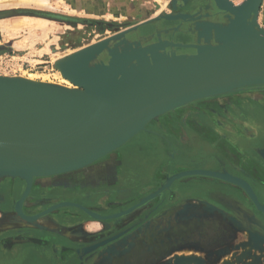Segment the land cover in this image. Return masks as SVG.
Masks as SVG:
<instances>
[{
    "label": "water",
    "instance_id": "1",
    "mask_svg": "<svg viewBox=\"0 0 264 264\" xmlns=\"http://www.w3.org/2000/svg\"><path fill=\"white\" fill-rule=\"evenodd\" d=\"M208 1L205 11L214 13V22L202 19L187 23L183 22L186 17L161 15L59 60L57 68L79 90L38 83L47 90L74 93L83 98L84 104L75 105L63 96H49L42 90L17 89L11 78L0 77V177H17L27 182V190L16 204L20 216L24 217L21 201L35 177L85 168L125 145L132 138L119 142L175 106L264 85V29L257 21L262 0L252 3L245 0L237 11H233L235 6L230 0ZM240 9L246 13L245 20L239 14ZM159 30H166L178 41L182 40L180 37L185 39L186 30H192L190 40L196 45H178L176 52L158 57H137L136 51L143 44L160 38ZM123 56L125 61L121 64L103 59ZM152 61L157 65L150 68ZM167 96L163 104L143 113L156 104L151 102L153 99ZM133 118L126 129L112 135L114 128L124 126ZM222 181L237 184L255 209L264 214V204L256 193V199H252L243 186ZM66 205L72 204L55 208ZM241 220L250 234L248 244L255 245L251 236L259 242L262 236L256 233L264 234V223L245 210ZM105 244L89 248L87 252ZM183 263L191 264V260L177 259L176 264Z\"/></svg>",
    "mask_w": 264,
    "mask_h": 264
},
{
    "label": "rangeland",
    "instance_id": "2",
    "mask_svg": "<svg viewBox=\"0 0 264 264\" xmlns=\"http://www.w3.org/2000/svg\"><path fill=\"white\" fill-rule=\"evenodd\" d=\"M43 1L0 0V19L9 17V15L23 16L27 13L41 12V14H49L51 16L63 17V19H70L73 25H70L67 29L58 28L55 30L45 27H39L37 25L32 26L31 23L22 22V27L19 31H17L16 38L18 37L24 39L26 36H30L31 33H34L31 35H33L36 39L35 41L25 39L23 44V47L25 49H22L23 51L19 52H13L10 47L11 43L9 44L7 43V41L4 43L2 40V44H0V77L11 78V80L17 79L15 81H27L25 80L26 77H32L35 78L37 82L36 84L42 82L43 84H49L53 86L56 85L61 86L62 88H66V86L58 84L63 79H66L62 75L60 69L57 68V62L59 60H62L67 56L78 52L79 50L84 47H87L88 45L95 44L101 40L110 38L114 34L134 26L135 23L142 21L145 16L151 15L152 12L153 16H151L153 18H156L161 15H173L171 9L160 1H157V3L155 2L152 7L153 9L148 12H145L143 10L144 2L142 4L138 3V7L136 8L135 6L132 7V4L135 5V3H133L134 1L129 4L130 0ZM104 1H106L105 3H107L106 6ZM239 1L240 0H237V2ZM98 2L101 3L102 6H95L99 5ZM198 2L200 1L198 0ZM75 3H80L81 8L76 10L73 9V4ZM65 12L81 15L70 16L67 15ZM25 19H27L25 21L29 20L28 18ZM83 20L104 22L108 25V27L105 28L103 31H99L96 26L89 27L88 24H81ZM109 27H113L112 30ZM42 29H45V34L41 32ZM48 31L49 34L47 33ZM39 47H47L46 52H48V55H41L42 53H40V51H37V48ZM23 76L25 77L24 79H22ZM72 85L73 86L70 90L75 88L79 90V87H77L73 83ZM238 99H241V101L238 102ZM233 102H237L236 106L233 105ZM261 102H263L261 104L262 106H260ZM196 103H201L203 106L209 105L211 107H214V111H208L210 114L213 115V118H217V116L222 113H240V117H242L246 121L241 119V121L244 122L240 124L239 122H236V128H238L239 132L244 135L243 137H247L248 134L255 135L258 132L264 133V85L244 88L241 90H237L233 93L199 100L196 101ZM188 105L178 108L175 111H171L170 113L184 110ZM205 116L207 115L205 114ZM161 119L163 120L165 119V117ZM248 119L250 121H248ZM159 120L157 119L152 121L150 124L147 125L145 130L141 132L142 134L139 133L135 135L132 139L140 138L141 136H146L145 138L143 137V139H147L151 145H157V147L160 149L161 144L159 143L158 139L154 140L153 137H150V134L147 135L146 133L147 129L155 130V125L159 124ZM210 136H214L212 131H210ZM132 139H130V141ZM130 141H128L127 143H129ZM259 142L260 141H255L254 145L256 147H259ZM138 144L139 143L136 140L130 143V145L132 146ZM127 146L128 145H126V147ZM122 147L96 160L85 168L90 167L96 163L98 164L100 162L113 160L112 156L115 155V153L119 151ZM259 156L264 162L263 149L259 151ZM173 176L171 178H167V180H161L158 182L155 181L152 182V184H147L146 187L150 186L151 190L154 189L153 192L147 197H144L143 195L146 194V192H148L149 190L146 191V188H139V191H137L139 193L136 197L138 203L137 206H135L137 207V209L135 207H129L133 200L130 201L128 198H123V202L121 204H113V201L110 202V200L107 203L104 212L111 213L109 215H113L117 218L111 219L106 224L102 223L101 220L97 218L99 217V211L98 208H96V205L94 204H90L91 206L79 205L85 210L76 206L78 204L68 201L59 202L56 205L52 206L49 209L51 211L47 210L45 212L46 214L55 213L62 215L65 214L67 210H69L79 213L82 212L81 214H84L89 219V222L86 223L84 226H80L78 230H75L73 226L61 227V225L59 224L54 228L53 234L57 235L58 237H65L74 244V248L69 249V251H67V249L65 248L67 247L66 245H63V247L59 248L57 250L59 251V256H62L65 259L66 255H73V264H176L178 258L191 260V264H264L263 232L256 233L257 235L262 236V240L260 242H254L255 245L248 244L250 237L248 232L246 231L245 224L242 222V225L239 220H236L237 218H235V216H232L230 219L224 217L223 212L220 213L219 211L214 210L210 206L209 201H213L214 199H216L224 209H228L231 213L234 214L236 212L233 211V208L228 207L226 203L222 202L221 199H219V196L218 198H215V194H213V192L210 193L209 189H202L201 193H192L191 191H188V189L191 187L190 182H193V180L176 179V181H170L175 180L173 179ZM2 180L23 179L17 177H0V182ZM204 181L224 184V186H226L224 187L225 195H235L237 198H240V204L234 210L239 212L241 216L243 210H245L244 207H246L242 203L243 201L249 204L254 209V211H256L253 203L248 198L246 193L238 186H234L233 184L224 182L222 180ZM139 182L141 183V181ZM140 186L145 187V185ZM96 197L97 195L95 193V197L91 198ZM163 197L166 198L165 200H167L165 203H163L165 200H161ZM16 204L17 203H15L14 205L12 204L13 206H11L10 209L12 211H16L17 215H19L16 210ZM60 204L72 205H66L63 207L55 208ZM121 208H123L122 211H120ZM135 209L136 212L134 211ZM179 209H183V214L194 212L195 214H197V219L190 218V220L184 221V223L181 225L178 222L179 219L176 215V212ZM132 211H134L135 213H132ZM246 212H248V210ZM256 213L258 216L257 218H259L264 223V214L259 211H256ZM5 218H7L5 214H3V212H0L1 225H4ZM17 218L18 217L10 218L12 221L8 223L9 226L13 229L19 228L23 225L22 222L19 221V219ZM115 220L119 221L117 222ZM135 220L139 221L140 224H143V228L138 230L137 241H135L133 245L128 243L123 245H120L119 243H111L107 246H102L92 252L85 251L84 247L90 246L96 242L107 238L113 232H116V230H118L119 228L123 226H128ZM236 221L237 223H240L239 225L243 226L241 227L242 229L236 227ZM227 222H229V224L234 228V231L232 232L233 234H230L228 231L225 230L226 226L224 225L227 224ZM26 223L28 227L37 226V223H35V221L28 220V222ZM171 224H174V228L172 230V233H169L168 235V232L164 228L166 226H170ZM177 226H180L179 228H182L183 230H179ZM72 231H74V233ZM171 237H173V240L171 239ZM241 237L244 238V242L238 244V241L239 239H241ZM177 242H182L181 244L184 245V247L181 248L182 250L176 249ZM223 244H227L229 247V250H226L227 252L221 250L226 253L224 256V258L226 257V260H223V256L218 255L213 258V256L209 253H212V251L215 250L214 247L218 246L220 248L221 245L223 246ZM185 247L197 248L200 252L197 253L192 250H183ZM158 250L161 251V253H154ZM181 254L183 255V257ZM64 259H61V261ZM28 263L39 264V262ZM3 264L14 263L6 262Z\"/></svg>",
    "mask_w": 264,
    "mask_h": 264
},
{
    "label": "flooded vegetation",
    "instance_id": "3",
    "mask_svg": "<svg viewBox=\"0 0 264 264\" xmlns=\"http://www.w3.org/2000/svg\"><path fill=\"white\" fill-rule=\"evenodd\" d=\"M208 4H210L208 0H202L194 3V6L197 5L205 11ZM48 20L73 25L70 19H63V17L53 16V19ZM81 24H88L89 27L96 26L99 31H103L108 27L104 22L88 20H83ZM109 28L112 30L113 27ZM239 101L241 99H238ZM262 103H260V106H262ZM236 104L237 102H233L234 106ZM214 110V107L203 106L201 103L195 102L188 105L184 110L169 113L165 116V119H160L159 124L155 125V130L147 129L146 132L154 140L158 139L161 144L160 149L157 145H151L147 139H143L146 136H141L133 140H136L139 143L138 145L126 144L128 146L125 145L117 151L112 156L113 160L111 161L96 163L97 165L94 164L67 174L35 178L25 198L21 201L24 218L17 215L16 211H12L10 207L22 199L27 190V182L23 180H2L0 182V212H3L7 218L4 221L5 226L0 224V264L6 262L14 264H29L28 262H39V264L74 263L73 255H66L64 259L59 256V251H57L63 245H66L65 248L69 251V249L74 248V244L65 237H58L53 234V230L58 224L61 227L73 226L75 230H78L80 226L88 223L89 219L81 214L82 212L69 210L62 215L45 214L47 210L59 202L68 201L83 206L94 204L98 208L99 216L110 217L113 216L109 215L111 213L104 212L110 200V202L113 201V204H121L123 198H128L130 201L133 200L129 207L134 208L138 203L136 197L139 188L149 190L143 195L147 197L154 190H151L150 186L146 187L147 184L167 180V178H171L180 171L195 169L231 173L235 177L248 181L255 190L254 180H264V162L259 156V151L264 150V133L258 132L255 135L248 134L247 137H243L244 135L236 128V122H239V124L244 122L241 121L243 118L240 117V113H222L217 118H213V115L208 111L212 112ZM248 121L250 120L248 119ZM210 131L213 132L214 136H210ZM255 141H260L259 147L254 145ZM121 180H125L127 184L131 182L133 186L120 188L123 185ZM178 180L221 179L187 176ZM120 181L122 185L119 184ZM140 185H145V187ZM95 193L97 197L91 198L95 197ZM165 199L163 197L161 200L164 201ZM135 208L137 209V207ZM182 210L179 209L176 212L178 222L181 225L190 218L197 219V214L194 212L183 214ZM134 211L132 213H135ZM12 217H18L17 219L24 224L19 228H11L8 223L12 221L10 219ZM27 218H35L34 221L37 222V226L28 227L26 224L28 222ZM111 219L101 220V222L106 224ZM236 220H239L242 224L241 218ZM115 221L118 222L119 220ZM173 225L164 228L168 235L172 233ZM235 225L239 229L243 227V224L235 223ZM224 226L230 234L233 232L231 230L233 227L229 222ZM179 227L177 226L179 230H183ZM142 228L143 224L135 220L130 225L119 228L107 238L84 247L85 251L87 252L89 248L103 243H106L103 246L111 243L133 245L137 241L138 230ZM74 231L72 232L74 233ZM171 239L173 240V237ZM242 242H244V238L241 237L238 244ZM181 243L177 242L176 249L179 250L184 247ZM192 248H190L192 251L200 252L197 248ZM190 249L185 247L183 250ZM214 249L212 253H209L213 258L218 255L223 256V260H226V257L224 258L226 253L224 252L229 250L227 244L221 245L220 248L218 246L214 247ZM221 250H224V252ZM154 253L159 254L161 251L158 250ZM61 259L64 260L61 261Z\"/></svg>",
    "mask_w": 264,
    "mask_h": 264
},
{
    "label": "bare ground",
    "instance_id": "4",
    "mask_svg": "<svg viewBox=\"0 0 264 264\" xmlns=\"http://www.w3.org/2000/svg\"><path fill=\"white\" fill-rule=\"evenodd\" d=\"M33 1V0H31ZM43 1V0H41ZM46 1V0H45ZM100 1V0H99ZM102 1V0H101ZM135 1V0H134ZM200 2L202 0H199ZM245 0L237 3V4H234L235 7H233V11H237L236 8L240 7L243 3H244ZM254 0L251 1V3L253 2ZM44 2V1H43ZM80 2V1H79ZM119 2V1H118ZM165 2V1H164ZM198 0H170V3H165V5H167L171 11H172V14L173 15H177V16H182V17H186L184 19L183 22H187V23H192V22H199V21H202L203 20H208V21H213L214 22V13H212L211 11H203L204 9H202L201 7H197V6H194V3H197ZM94 3V2H93ZM99 3V2H98ZM97 3V4H98ZM92 4V3H90ZM107 3H105L106 5ZM81 4H73V8L76 10V9H79L78 7L80 6ZM112 5V4H111ZM116 5V4H115ZM119 5V4H118ZM82 6H83V2H82ZM95 6H102L101 3H99V5H95ZM103 6H104V3H103ZM111 7V6H110ZM121 7V6H120ZM227 7V6H226ZM123 8V7H122ZM121 8V9H122ZM230 8V7H228ZM84 9V8H83ZM89 9H92V8H89ZM96 9V8H95ZM115 9V8H114ZM201 10V11H200ZM241 10V9H240ZM245 10V8H244ZM111 11V10H110ZM75 12V11H74ZM121 12V11H120ZM159 12V11H158ZM109 13V12H107ZM163 14V12H162ZM240 15H243V18L245 20V12H243V9L240 11L239 13ZM185 15H190V16H185ZM121 17V16H120ZM190 17V18H188ZM206 18V19H205ZM24 20H27V19H24ZM29 21V20H28ZM9 25V24H8ZM6 28V35L7 37L12 35L11 33L13 32V28L12 27H5ZM161 26H159L158 28L156 27V29H160ZM193 30V29H192ZM192 30H186L185 31V34H184V38L183 39L182 37H180V39H182L181 41H178L176 39H172L169 35L168 32H166V30H159V34H160V38L159 39H155L154 41H149L145 44H143V46L138 50L136 51L137 57H141V58H144V57H158L159 55H167L171 52H176V47H178V45H182V44H186V46H194L196 45V43H194L192 40H190L191 38V34H193V31ZM253 32V31H252ZM251 35V34H250ZM254 35V34H253ZM252 35V36H253ZM255 37V36H254ZM187 38V39H186ZM198 45V44H197ZM105 61H107L108 63H113V64H121L123 63L125 60H124V56L121 57V58H110L109 60L108 59H105L103 58ZM157 64H154L153 61L150 65V68L156 66ZM125 76V75H124ZM22 78V77H21ZM25 77L23 76L22 79H24ZM26 81L22 82L21 80L20 81H15V80H12V84L18 88H22L26 91H40L42 90L44 93H46V95H57V96H63L65 97V99L67 101H72L73 104L75 105H78L80 103H85V101H83L79 96H77L76 94L74 93H71V92H61V91H57V89L55 90L54 88H51L50 90H47V89H44L43 86H40L38 84H36V80L35 78H32V77H26L25 78ZM42 83V82H41ZM59 85H64L66 86V89H71V87L73 86L72 83L67 80V79H63L60 83H58ZM56 86V85H55ZM57 87H61V86H57ZM72 90H78V89H72ZM179 94V93H176V95ZM168 96L167 97H164L163 99L159 98V99H153L151 102L153 103H156V104H153L151 105L147 110H145L143 113L147 112V111H150L152 110L153 108L155 107H158L160 106L161 104H163V102H165L167 100ZM202 98H199V99H195V100H191V101H188V102H185L183 104H180L178 106H175L169 110H166L164 111L163 113L153 117L146 125L142 126L140 129H138L137 131H135L133 134L127 136L126 138H124L123 140H121L119 143L123 142V141H126V140H129L130 138H133L135 135H137L143 128H146L148 124H150L152 121H154L155 119L159 118H163L165 117L167 114H169L172 110H176L178 108H181L183 106H186L190 103H193V102H196V101H199L201 100ZM150 102V103H151ZM99 107V106H98ZM97 107V108H98ZM97 108L92 112V113H95ZM142 113V114H143ZM141 114V115H142ZM140 115V116H141ZM139 116V117H140ZM135 120V118H133L132 121L128 122L127 124H125L124 126H119L117 128H114L113 130L115 132L112 133V135L114 133H117V132H122L124 129L127 128L128 125H130L133 121ZM125 121V120H124ZM119 128V129H118ZM142 134V133H141ZM111 136H109L108 138H106L105 140H108ZM104 140V141H105ZM118 143V144H119ZM263 153H264V150H263ZM2 164V163H0ZM3 165H6V164H3ZM8 166V165H7ZM10 168H12L10 166ZM14 169V168H13ZM198 173H201L203 176H209V177H212V178H216V176H218L217 178L218 179H221V180H230V181H233L235 183H238L239 185L243 186L245 188V190L248 192V194L252 197V199H256L255 197V190L253 189L252 185L246 181V180H243L241 178H238V177H235L234 175H232L231 173H227V172H218V171H212V170H202V169H195V170H189V171H180V173L178 172L177 174H175L173 176V179H179L181 177H186V176H191V175H198ZM213 175H216L215 177H213ZM200 176V174L198 175ZM236 186H238L236 184ZM239 187V186H238ZM249 187V188H248ZM240 188V187H239ZM250 189V190H249ZM20 209H21V206H20ZM189 210V209H188ZM264 210V208H263ZM257 211V210H256ZM21 213L23 214L22 212V209H21ZM172 215V214H171ZM255 215V214H254ZM174 216V215H173ZM161 217V216H160ZM43 218V217H42ZM100 220H108V219H111L113 218V216H110V217H107V216H99L98 217ZM162 219V218H161ZM174 219V218H173ZM181 220V219H180ZM20 221V220H19ZM176 221V220H175ZM15 222H18V221H15ZM154 222V221H153ZM21 223V222H20ZM32 223V222H30ZM37 223V222H36ZM237 223V221H236ZM24 224V223H22ZM27 224V223H26ZM240 224V223H239ZM35 225V224H34ZM37 225V224H36ZM41 225V224H40ZM51 227V226H50ZM48 228V227H47ZM242 231V230H241ZM247 234V233H246ZM166 235V234H165ZM250 235V234H249ZM261 236V235H259ZM251 241L253 242H257L255 240V238H253V236H251ZM258 241L260 242L261 241V238L258 239ZM146 242V241H145ZM190 249V248H189ZM191 250V249H190ZM176 252V251H175ZM237 253V252H236ZM176 254V253H175ZM184 254V253H183ZM182 255V254H181ZM177 256V255H176ZM181 257V256H180ZM183 257V255H182ZM192 257V256H191ZM225 264V263H224Z\"/></svg>",
    "mask_w": 264,
    "mask_h": 264
},
{
    "label": "crops",
    "instance_id": "5",
    "mask_svg": "<svg viewBox=\"0 0 264 264\" xmlns=\"http://www.w3.org/2000/svg\"><path fill=\"white\" fill-rule=\"evenodd\" d=\"M132 1H134V0H130L129 4H131ZM157 1H160L163 4L170 3V0H135L133 2V3H135V5L132 4V7L135 6L137 8L138 7V3L142 4L144 2V5H143L144 9L143 10L145 12H148L151 9H153L152 7H153L155 2L157 3ZM230 1H232L234 4H237V3H239V2H241L243 0H240L239 2H237V0H230ZM105 2L106 1H104V3ZM78 8H81V6H79ZM65 13L67 15H70V16L81 15V14H71L69 12H65ZM33 14L34 13H27L26 15H23V16H18V15H12L11 16V15H9V17L0 19V44H2V40H3L4 43L7 41V43H9V44L11 43L10 47L13 50V52H19V51H23L22 49H25L23 47L25 39H30L32 41H35L36 38L33 35H31V34H34V33H31L30 36H26L24 39L23 38L21 39V38H18V37L16 38L17 31H19L21 29V27H22L21 26L22 22L31 23L32 26H36L37 25L39 27H45V28L55 29V30L58 29V28H60V29L66 28L67 29L70 26L68 24H62V23H59L57 21L48 20V19L40 18V17H35V16H33ZM39 14H41V12ZM152 14H153V12L151 13V15ZM151 15L145 16V18L142 19V21H140L138 23H135L134 26H136V25H138V24H140V23H142L144 21H147L149 19H152L153 15L152 16ZM25 18H28L29 21H25L24 20ZM257 21H258L259 26L264 29V0H262V2H261V6H260V9H259L258 20ZM6 26L7 27L10 26V27H12L14 29V31L11 33L12 34L11 36L7 37V35L5 33V31H6L5 27ZM44 30L45 29L41 30V32L43 34L46 33V31L44 32ZM47 33L49 34V31ZM46 48L47 47H43V48L39 47V48H37V51H40V53H42L41 55H48V52H46V50H47ZM133 140L134 139H132L129 143H132ZM121 181L119 182L120 185H122ZM254 181H255V184H256L255 192H256L259 200L264 204V180H254ZM122 182H123V185L120 188H126V187L129 188L132 185L131 182H129L127 184V182L125 180H123ZM132 182H134V181L132 180ZM190 186L191 187L188 189V191H191L192 193H201L202 189H205V190L209 189L210 193L213 192V194H215V198H218V196H219V199H221L222 202L226 203V205L228 207H230V208L235 209L240 204L239 203V199L240 198H237L235 195H233V196L225 195L224 187H226V186H224V184L215 183V182H208V181H204V180H193V182H190ZM204 187H206V188H204ZM209 202H210V206L214 210L219 211L220 213L223 212V216L224 217H227L229 219L232 216H235V218H241V215L239 213H234L233 214L228 209H224L221 206V204L216 199H214L213 201H209ZM242 203L246 206V207H244L246 211L248 210L249 213H251L253 215L255 214L256 217H258L256 211H254V209L249 204H247L244 201ZM230 228H231V226H230ZM233 229L234 228H231L232 231H234Z\"/></svg>",
    "mask_w": 264,
    "mask_h": 264
},
{
    "label": "trees",
    "instance_id": "6",
    "mask_svg": "<svg viewBox=\"0 0 264 264\" xmlns=\"http://www.w3.org/2000/svg\"><path fill=\"white\" fill-rule=\"evenodd\" d=\"M35 17H40V18H47V19H53V16H50L49 14H33ZM55 17V16H54ZM57 17V16H56Z\"/></svg>",
    "mask_w": 264,
    "mask_h": 264
}]
</instances>
